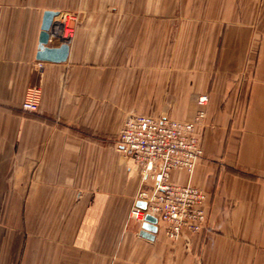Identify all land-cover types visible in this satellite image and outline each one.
Returning a JSON list of instances; mask_svg holds the SVG:
<instances>
[{
  "label": "crops",
  "instance_id": "obj_1",
  "mask_svg": "<svg viewBox=\"0 0 264 264\" xmlns=\"http://www.w3.org/2000/svg\"><path fill=\"white\" fill-rule=\"evenodd\" d=\"M45 11L51 47L77 15L63 62L36 59ZM202 108L203 157L170 178L204 193L207 229L145 239L119 131ZM0 264H264V0H0Z\"/></svg>",
  "mask_w": 264,
  "mask_h": 264
},
{
  "label": "built area",
  "instance_id": "obj_2",
  "mask_svg": "<svg viewBox=\"0 0 264 264\" xmlns=\"http://www.w3.org/2000/svg\"><path fill=\"white\" fill-rule=\"evenodd\" d=\"M75 21L71 13L61 16L59 36L62 41H69L73 37ZM40 100L41 90L29 87L25 91L21 109L34 113L39 108ZM197 104L205 107L207 96H199ZM204 118L203 108L189 122L129 116L116 139V145L132 160L140 176L129 218L143 223L146 215L154 217L156 225L163 227L170 240H176L184 231L207 229L204 193L190 183L175 184L170 178L173 171H182L190 178L202 159L196 129ZM137 202H144L145 208L137 207Z\"/></svg>",
  "mask_w": 264,
  "mask_h": 264
},
{
  "label": "water",
  "instance_id": "obj_3",
  "mask_svg": "<svg viewBox=\"0 0 264 264\" xmlns=\"http://www.w3.org/2000/svg\"><path fill=\"white\" fill-rule=\"evenodd\" d=\"M57 15L58 12L55 11H45L43 13L36 55V59L39 61L63 62L67 57L68 46L66 43H62L58 47H51L48 45L50 38L49 30L53 25L54 17ZM135 205L141 209L145 208L144 202H137ZM156 231V219L150 215H146L141 225L139 235L145 239H152Z\"/></svg>",
  "mask_w": 264,
  "mask_h": 264
},
{
  "label": "rangeland",
  "instance_id": "obj_4",
  "mask_svg": "<svg viewBox=\"0 0 264 264\" xmlns=\"http://www.w3.org/2000/svg\"><path fill=\"white\" fill-rule=\"evenodd\" d=\"M71 14H72V13H71ZM73 16H75V18L77 19V15L73 14ZM204 119H205V118H204ZM204 119H203V120H204ZM202 122H203V121H202ZM202 122H201V123H202ZM201 123H200L199 125H201ZM199 125H198V126H199ZM198 126H197V127H198ZM199 144H200V143H199Z\"/></svg>",
  "mask_w": 264,
  "mask_h": 264
}]
</instances>
